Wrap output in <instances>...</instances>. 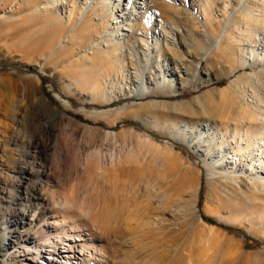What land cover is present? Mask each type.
Wrapping results in <instances>:
<instances>
[{"label": "rangeland", "instance_id": "rangeland-1", "mask_svg": "<svg viewBox=\"0 0 264 264\" xmlns=\"http://www.w3.org/2000/svg\"><path fill=\"white\" fill-rule=\"evenodd\" d=\"M145 1L160 23L130 55L131 33L80 26L82 0H0V264H41L67 235L94 264H264V25L245 38L242 21L264 0Z\"/></svg>", "mask_w": 264, "mask_h": 264}, {"label": "bare ground", "instance_id": "bare-ground-1", "mask_svg": "<svg viewBox=\"0 0 264 264\" xmlns=\"http://www.w3.org/2000/svg\"><path fill=\"white\" fill-rule=\"evenodd\" d=\"M82 1H83V3L76 4V6L72 7V9H74L78 12V16L82 15V13L86 11V14L84 15V17L81 20L80 26H84V25L88 24L90 21L97 20L99 23H101L104 26V34H108V35L111 33L114 34V33H117L118 30H121V31H124L127 33H131V36L129 34L128 35H125V34L122 35L120 33L121 38L123 40V44H124V40H125L126 44H128V46H123L122 50L124 53H128L130 55H133V52L135 51V49H133V47L131 45H129V42H131L129 37L132 38L134 36V31L140 30V28H145L146 26H150V27L151 26H153V27L157 26L158 24H154L155 22L160 23L159 21H157L155 19V14L150 15V17L148 19H144L140 15V13H137L135 11L137 8L136 6L139 5L137 3V0H114L113 3H111L109 1L106 4V9H104V7H102V6L98 7L97 4L88 8L89 3L87 2V0H82ZM141 5H143L144 8L152 7L153 9H156V11H157V9H160L161 7L164 8V5L160 2V0H146ZM71 13H72V10L70 11V15H71ZM261 13L264 14L263 8L261 10ZM244 15H245V13H244ZM242 16H241V19L243 18ZM251 16L248 14L247 16H245L242 19V21L244 22V34L243 33L242 34H243V37H245V38L249 37V35H252V34L256 35L261 30V25H264V18L259 19L261 14L256 15L255 19L252 18ZM241 19H240V21H241ZM68 21H69V19H68ZM125 26L127 28H129V30H126ZM235 26H236V23H235ZM236 37L237 36H235V38ZM235 38H234V40H235ZM163 41H164V49H166V46H168V41H167L166 35L163 36ZM243 42H245V41H243ZM137 43L139 44V42H137ZM233 43H234V41H233L232 35H231V33H229L227 46L230 47ZM242 44H244V43H242ZM242 46H244V45H242ZM228 47H227V49H228ZM204 56H205L204 53H202L199 57H194V56L188 55L185 62H188L193 67H195L193 65V63H191V61L194 60L197 62V60H198L197 63L199 64L202 62ZM171 61L175 66L174 69L176 71H178L180 73V75L188 78L190 67L185 62L183 64H180L179 60H176L173 58L171 59ZM178 64L181 66L180 68L178 67ZM182 66H186V67L184 68ZM138 68L139 69H145V67H138ZM210 70H211L210 67L206 68V75H208L210 73L209 72ZM138 71L135 70V73H137ZM128 73H130V72H128ZM255 102H254V107L257 109V111L259 112V115H260L261 114L260 106L257 105V103H255ZM248 105H250V104H248ZM52 112L56 115H60V113L55 111V110H52ZM263 114H264V111H263ZM247 117L249 119H251V116L248 115ZM259 118L261 119L262 117L259 116L258 119ZM249 119H247V120H249ZM263 161H264V159H263ZM263 161H261V164ZM31 175H32L31 172L27 174L28 177H26V181L28 182V184L31 183V181H33L34 187H35L36 179L34 177H31ZM45 199L46 198L44 197V195L42 194L40 189H35V188L31 189L29 197L25 201L26 202L25 212H26V210L31 208V209H33V210H31V212L32 211L34 212L33 213L34 216H36V215L40 216L41 213L39 211V207L35 208L34 203H37L38 206H40L43 203H45V201H46ZM53 206H55V205H53ZM53 218H55V216ZM39 222L40 221H36V223H34V224H32V223L28 224V227H30V228L32 227V228H34V231H37L38 226H39ZM51 224H52L51 226L53 227V229H55L56 227L59 226V223L56 220L54 222H52ZM105 224H108V223H105ZM104 228L105 229H111L109 224L107 226H105ZM13 231L15 233H17V231H18L17 227L14 228ZM66 237H67L66 240H60V238L58 237V240L62 242V245L63 244L65 245V247H62L63 250L59 254L57 253L56 249H53L49 245H46V249L43 247L44 248L43 249L44 254L42 255L43 262L41 264H52L53 262H56V259L60 256H62V259H63V261L60 262L62 264H94V262L90 261L89 258H93V260L95 262L98 261V263L106 262L105 261V256H106L105 253L98 252L92 245H89L83 239L76 242V241H74V239H75V237H78V236L73 235L71 238H69L67 235ZM14 242H16V244L20 245L21 248H23V246H26V244L34 245L36 243V240H35L33 233L26 232L25 234L19 233V236L15 237ZM64 242H68V243H64ZM89 248H91V249L93 248L91 253L85 251ZM128 262H130V264H135L130 260Z\"/></svg>", "mask_w": 264, "mask_h": 264}, {"label": "trees", "instance_id": "trees-1", "mask_svg": "<svg viewBox=\"0 0 264 264\" xmlns=\"http://www.w3.org/2000/svg\"><path fill=\"white\" fill-rule=\"evenodd\" d=\"M248 240V239H247Z\"/></svg>", "mask_w": 264, "mask_h": 264}]
</instances>
